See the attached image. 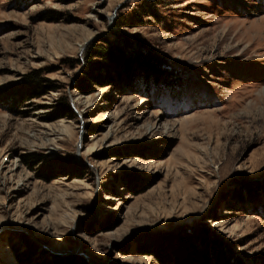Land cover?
Masks as SVG:
<instances>
[{"label":"rangeland","instance_id":"obj_1","mask_svg":"<svg viewBox=\"0 0 264 264\" xmlns=\"http://www.w3.org/2000/svg\"><path fill=\"white\" fill-rule=\"evenodd\" d=\"M120 31L166 74L89 66ZM201 225L264 264V0H0V264L220 263L150 240Z\"/></svg>","mask_w":264,"mask_h":264},{"label":"trees","instance_id":"obj_2","mask_svg":"<svg viewBox=\"0 0 264 264\" xmlns=\"http://www.w3.org/2000/svg\"><path fill=\"white\" fill-rule=\"evenodd\" d=\"M120 32L121 33L118 35L116 41L104 39V41H105L104 44L100 43V44L89 45L85 51L86 63L89 66L94 67L96 64H98L99 61L105 60V62L107 64L112 65V66L114 65L113 67H115V68L117 67L119 69V71H122V69H126V71H128V72H125L124 74H120L123 76L122 79L125 81L126 84H131L132 72L129 70L132 69L133 65H139L140 64V65H142V69H144L143 74L141 76V79H143V80L147 79L146 78L147 75H150V76L154 77V79H153L154 81H157L160 74L165 73L162 69L159 68V65H160L159 61L160 60L156 57H150V56L147 57L140 50V48L142 46L141 41L139 42L137 40L135 41L137 43L136 47H134L135 49H133L135 52L134 53H131V52L128 53V50L126 49V47L124 45L125 44L127 46L131 45V41L129 40L128 36L125 33H122V31H120ZM121 40H123V41H121ZM121 45H123V46H121ZM136 54H138V55H136ZM137 57H140L141 59H139V58L137 59ZM76 63H80V61L77 60ZM87 76H89L91 79L95 80L96 82L101 81V79H98L99 77H97V75L94 72L93 73L90 72ZM43 80L46 81L45 79L39 77V75H37L35 73L28 75L26 78V81H25L26 82L25 86L23 87V90H22L23 96H26L28 99H30V98H35V97L42 95L44 87H42L41 81H43ZM53 88H57V87H52L51 89H53ZM62 106H63L62 109L66 113H64L61 116H68V115L72 114L71 107L66 100H64ZM61 116H57L54 118L56 119V118H59ZM34 160H36V159H34ZM46 171H47V173L52 172L53 167L47 168ZM52 178H54V177L50 176L48 179L50 180ZM201 226H203L204 228L202 229L200 227L201 232H199V233H195L199 230H196V231H194V233H192L190 230H186L183 228V230L178 231L177 235H171V234L161 235L159 237L160 239L152 237V238H150V240L156 244H159V245H161L159 242H162V243L169 242V243L173 244V246H177V247H181V248L184 247L185 250L190 255H192L189 258H191L193 256L196 258H200V259L203 258V260L207 261V263H208L209 259L213 258V261H214V257H215V258H217V259L219 258L221 260V262L217 263V264H228L230 258L228 259L227 255L225 256V254L221 250L219 252L214 253L213 256L210 257V255L208 254V251L210 250L208 245H210V244H208L206 241L207 238H209L208 235H209L210 230H208L204 225H201ZM195 234H197V235H195ZM193 235H194V237H193ZM157 239H159V240H157ZM188 239H192L194 242L198 241L203 246V253L201 254L199 252V250L197 249V246H195L194 244L192 245V247L189 248L188 244L186 243V240H188ZM214 244H220V243L214 242ZM217 247H219V246H217ZM186 248H188V249H186ZM31 249L33 250V247L29 245L27 248L28 253L31 252ZM153 252H154V254L158 253V251H153ZM54 256L56 258H58L56 255H54ZM16 257L18 260H21V253H16ZM239 264H242V263L240 262Z\"/></svg>","mask_w":264,"mask_h":264}]
</instances>
